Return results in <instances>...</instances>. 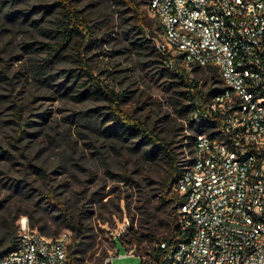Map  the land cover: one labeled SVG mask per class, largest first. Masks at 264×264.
<instances>
[{
	"label": "built area",
	"instance_id": "1",
	"mask_svg": "<svg viewBox=\"0 0 264 264\" xmlns=\"http://www.w3.org/2000/svg\"><path fill=\"white\" fill-rule=\"evenodd\" d=\"M148 10L166 66L190 81L196 67L213 66L222 90L207 100L201 83L191 89L193 119L208 129L194 138L186 130L182 142L174 185L181 234L154 255L136 252L141 264H264V0H148ZM69 240V232L32 230L22 216L0 264H72ZM129 248L125 257L135 254ZM116 257L115 244L103 264Z\"/></svg>",
	"mask_w": 264,
	"mask_h": 264
},
{
	"label": "rangeland",
	"instance_id": "2",
	"mask_svg": "<svg viewBox=\"0 0 264 264\" xmlns=\"http://www.w3.org/2000/svg\"><path fill=\"white\" fill-rule=\"evenodd\" d=\"M35 4L36 0H33L17 7L21 12L25 8L29 12L33 10L25 22H22L24 17L20 13L10 18L0 10V145L9 147L17 155L15 159L7 155L0 158V213L17 198L18 194L11 186L18 179L36 187L37 195L53 189L56 197L72 208L88 202L86 195L95 193L90 207L95 212L91 219L95 226V247L85 264H103L113 248L109 241L111 233L121 231H124L121 239L126 246L121 239H116L119 257L112 264H141L140 255H146L150 249L148 242L139 247L137 244L141 222L147 225L141 215L139 200L147 195L153 200L151 204H156L152 195L158 192L157 181L168 166L161 157L150 159L143 156L140 150L131 148L135 145L130 142L117 140L115 143L112 139H103L97 131L79 127L74 122L71 116L74 112L102 102L78 101L70 96L72 93L64 95L57 87L62 69L70 59L69 54L51 64L50 73L55 75L51 83L37 76L35 64L43 63L47 54L45 43L53 38V17L38 13ZM143 9L153 18L148 2L143 3ZM32 20L38 22L32 23ZM114 29L115 36L121 32L118 26ZM104 31L102 28L99 33ZM106 38L108 40L99 42L98 46H88L85 53L94 73L104 85L127 96L125 109L142 116L157 130L170 131V118L177 113L168 89L156 76V65L140 60L135 50H121L115 40ZM194 74L203 78L200 72ZM18 121L26 133L18 127ZM179 121L187 123L184 118ZM185 135L187 133L181 131L175 137L177 151H182L181 142ZM25 155L46 171L31 173L22 165L27 163ZM108 168L118 173L124 168L133 171V176L142 185L119 181L116 175L108 173ZM40 200L47 204V199ZM133 216L136 217L134 226L131 224ZM158 229L162 231L160 235L165 234L164 226H158ZM149 245L152 247L153 244ZM131 246H134L135 254L125 257Z\"/></svg>",
	"mask_w": 264,
	"mask_h": 264
},
{
	"label": "trees",
	"instance_id": "3",
	"mask_svg": "<svg viewBox=\"0 0 264 264\" xmlns=\"http://www.w3.org/2000/svg\"><path fill=\"white\" fill-rule=\"evenodd\" d=\"M31 1L33 0H0V10L10 18H15L20 13L24 17L22 22H25L32 16L33 10L29 12L25 8L21 12L17 7ZM83 1L36 0L37 12L42 13L44 17H53L51 21L53 38L51 42L45 43L46 57L42 64H35V72L37 76L51 83L52 77L55 76L50 73L51 64L69 54L70 59L62 69L57 87L63 90L64 95L72 93L70 96L78 101L91 99L102 102L86 110L74 112L71 115L74 122L79 127L97 131L103 139H112L115 143L117 140L130 142L135 145L131 148L140 150L143 156L150 159L161 157L167 164L166 173L157 181L158 192L155 191L156 193L152 195L156 204H151L153 200L147 195L139 200L141 215L147 225L144 226L141 222V236L138 237L137 244L139 247L148 242L150 250L147 253L154 255V251L157 247L160 248L163 242L172 243L181 234L177 220L181 197L175 192L174 185L182 167L180 161L182 151H177L175 137L179 132L189 130L192 132L190 137L194 138L195 133L208 129L207 122L196 125L193 119L196 106L191 89L195 84L201 83L200 91L204 98L209 100L222 90V82L217 69L213 66L196 67L194 73H202L203 78L194 76L192 81L185 74L166 66L165 57L157 49L155 40L156 31L161 28L160 23L155 17L146 15L143 9V3L148 0H85L84 3ZM37 22L32 20V23ZM116 26L121 28V32L115 36L113 32ZM102 28L106 31L100 34ZM106 36L115 40V44H119L121 50L123 48L135 50L140 60L145 59L156 65V76L168 89L177 113L175 117L170 118V131L157 130L142 116L125 109L124 102L127 96L104 85L94 73L85 53L88 46L92 48L100 45L99 42L108 40ZM183 118L187 123L179 121ZM16 123L22 132H27L19 121ZM21 136L19 135V138ZM187 136L189 135H185ZM6 155L17 158L9 147L0 145V158ZM24 157L27 163L22 165L30 169L31 173L46 171L33 163L29 156ZM107 171L116 175L119 181L142 185L133 176V171L130 172L127 168L120 173L109 168ZM32 186L21 179L11 186L18 196L0 213V255L13 249L19 236L20 218L27 216L31 229L46 236L56 237L62 232H69L70 240L67 245L69 261L72 264H85L88 254L95 247V226L91 220L95 212L90 209L95 193L91 196L86 195L85 199L88 202H82L77 208H72L61 202L53 189L37 195V188ZM40 198L47 199V204H43ZM135 223L136 217L133 216L131 224L134 226ZM161 225L165 227L163 235H160L162 231L158 229ZM109 241L114 247L116 240L110 236ZM120 241L124 244L122 239ZM150 243L153 244L152 247Z\"/></svg>",
	"mask_w": 264,
	"mask_h": 264
}]
</instances>
